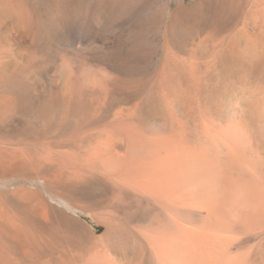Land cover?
Wrapping results in <instances>:
<instances>
[{"label":"bare ground","instance_id":"obj_1","mask_svg":"<svg viewBox=\"0 0 264 264\" xmlns=\"http://www.w3.org/2000/svg\"><path fill=\"white\" fill-rule=\"evenodd\" d=\"M152 1L0 0V264H264V0Z\"/></svg>","mask_w":264,"mask_h":264},{"label":"rangeland","instance_id":"obj_2","mask_svg":"<svg viewBox=\"0 0 264 264\" xmlns=\"http://www.w3.org/2000/svg\"><path fill=\"white\" fill-rule=\"evenodd\" d=\"M86 2H89V0H86ZM195 3L196 0H185V7L193 9ZM178 6V0H153L141 9L135 15L134 19H124L118 25L108 24L101 28L90 30V32H85L78 26L69 32L64 33L60 41L61 47L71 48L73 46H78L92 52H105L107 44L123 39L124 36L128 35L131 30H133L135 24H138L145 19L152 11L161 8L166 14H168L170 10L178 8ZM167 17L168 15H166V17L164 16L165 21L167 20ZM242 21L243 18L238 17L235 25H241ZM100 48L102 49L100 50ZM154 66L155 61L148 67L149 70L152 71ZM85 221L90 224L92 223L91 219L88 217L85 218Z\"/></svg>","mask_w":264,"mask_h":264}]
</instances>
